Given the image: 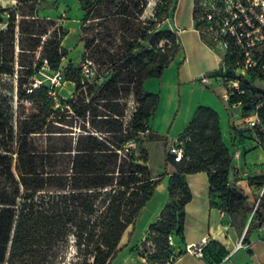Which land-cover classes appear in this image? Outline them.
Wrapping results in <instances>:
<instances>
[{"label":"trees","instance_id":"1","mask_svg":"<svg viewBox=\"0 0 264 264\" xmlns=\"http://www.w3.org/2000/svg\"><path fill=\"white\" fill-rule=\"evenodd\" d=\"M29 1L19 0L21 4ZM78 1L85 13V22L137 19L144 15L147 4L146 0ZM195 1L196 28L202 40L214 50L207 36L217 41L216 28L205 18L207 7L203 1ZM174 3L175 0L167 1L166 12ZM218 6L225 9L222 3ZM7 13L0 11V79L12 77L16 72L21 88L33 78L42 81V85L29 89L25 95L33 111L21 117L16 125L12 123L9 102L5 108L0 107V264H37L44 257L45 248L57 245L61 248L69 236L75 238L80 253L85 251L91 257V264H111L123 249L120 245L128 228H135L141 211L165 178L152 179L148 167L136 163L128 145L131 141L139 142V135L149 132L148 123L158 109L160 96L148 92L145 84L149 79L162 78L178 57L181 52L178 36L168 29L160 31L161 23L152 24L142 28L137 44L127 36L130 30L123 31L120 40L124 52L120 56L100 52L103 55L100 64L108 68L110 79L95 87L93 101L77 115L86 120L91 110L90 125L106 135L100 137L88 131L77 139L61 135L60 140L50 138L52 141L46 148L40 143L46 133H69L55 125L49 132L44 131L46 120L57 118V97L43 83L61 73L63 60L68 55L62 46L67 33L55 21L39 18L37 12L29 15L11 12L5 18ZM121 30L117 29L115 36ZM163 41L164 47L158 48ZM233 50L231 46L221 68L209 75L221 77L225 86L239 82L244 94L236 93L230 104L242 103L239 119L242 124L255 112L264 123V104L257 108L264 103V89L255 82L264 80V76L252 71L239 75L241 60ZM122 94H132L138 104L129 132L124 127L125 110L114 108ZM94 102L103 104L97 105L105 110L102 119L96 113ZM61 104L76 110L73 101H61ZM56 123L67 125V121ZM230 133L236 150L239 149L236 143L251 141L250 130L237 123L231 126ZM178 140L185 156L179 163L173 155L166 157V166L174 170L168 183L169 200L159 219L149 227L148 239L155 247L150 257L152 264H167L183 253L184 248L177 252L175 245H169V237L184 240L185 208L192 201L188 175L207 174L210 206L228 216L237 231L244 234L251 220L243 242H248L255 230L264 231V208L262 205L256 208L238 186L239 174L233 153L224 142L219 114L199 106ZM11 141L16 144L14 153L10 149ZM149 141L165 142L166 137L153 133ZM257 183L263 187L264 177ZM228 255L223 245L210 241L204 248L203 259L208 264H222Z\"/></svg>","mask_w":264,"mask_h":264},{"label":"rangeland","instance_id":"2","mask_svg":"<svg viewBox=\"0 0 264 264\" xmlns=\"http://www.w3.org/2000/svg\"><path fill=\"white\" fill-rule=\"evenodd\" d=\"M168 0H146L147 4L145 7L144 15L137 19H128L119 18L111 21H100V20H91L88 22L84 21L85 13L83 12L82 6L78 0H31L28 4H21L19 0H0V11L5 10L8 13L14 12L16 15H21L22 13L31 14L37 12V15L41 19H47L55 21L57 26L62 25L64 30L67 33V36L63 40V48L68 51V55L64 58L61 73L63 76L62 84L57 88V99L55 100L56 105L55 109L57 110V118L52 121V118L46 120V125L44 126V131L49 132L52 125H55L57 128H61L60 131H68L69 133H46L40 143L44 147L48 148L52 139L60 140L58 136L69 135L73 139H77L79 135L86 134L88 132H94L97 136L104 137L106 134L96 132L91 125L92 114L91 110L89 111V116L84 120L83 118L78 117L77 115L80 112H83L88 108L89 103L93 101L94 98V89L95 87L107 82L110 77V71L104 65H101L103 55L100 54L102 51L110 53L113 56H120L124 52L123 43L120 40V36L124 33L123 31L130 30L131 33L127 36L131 41L139 44L138 35L142 31V28H148L152 24L158 25L160 31H165L167 29V20L172 14V7L166 12ZM200 1V0H199ZM203 5L207 4L208 1L202 0ZM233 0H214V4L218 5L222 3L224 7L231 6ZM206 8V7H205ZM207 9V8H206ZM8 13L4 15L5 18L8 17ZM165 17L167 19H160ZM122 29V32H119L115 36L116 30ZM210 39L211 45L219 56H223V50L219 46V43L214 39L207 36ZM166 42H161L158 45V48L164 47ZM89 45V48L87 47ZM150 48V46H148ZM138 53V52H137ZM37 59L40 58L39 53L36 56ZM91 63L92 72L87 74L85 73L82 65L83 63ZM18 76L15 74L12 77H5L0 79V107L7 105V101L11 105L12 110V123H15L23 116L28 115L33 111V107L30 103L27 102L26 96L31 90L35 88V85L32 83L31 79L27 81L25 85L20 87L17 83ZM172 73L168 72V78L166 80V87L170 90L172 88ZM200 82V81H199ZM256 85L264 89V80H255ZM43 83L50 87V81L46 80ZM201 85V84H199ZM10 89V90H9ZM202 94L210 93L206 88L201 86ZM26 90V91H25ZM174 90V89H173ZM25 91V94H22ZM184 97L187 99V92ZM121 99L118 101L119 104H116L114 108L124 109L125 116L123 117L125 130L130 131L131 121L133 115L135 114L138 104L136 103L134 96L122 94ZM61 101L69 102L73 101L76 106V110L70 109L68 106L61 104ZM102 102H94V105H103ZM163 113L162 111L156 112L152 119L148 123L149 132L139 135V142L131 141L130 143H135V147L132 148V153L135 156L136 163L139 165L147 166L149 169V175L152 179L165 177L167 174V169H164V162L168 156V148L171 145H175L179 140L171 141L167 143L166 141L162 142H150V134L156 133L152 130V121L156 120V126H158L159 132L163 130H169L170 123L174 118V112L178 109L180 104V95L178 89L175 87L174 97L168 99L164 98L163 102ZM174 108V112L172 110ZM230 111V110H229ZM229 111L227 114L229 116ZM97 114L101 115L99 119H102L105 115V110L102 106H97ZM63 119V120H57ZM237 125H240L241 128H246V125H243L239 118H236ZM55 121V122H54ZM56 121H67V125L56 123ZM100 121V120H99ZM64 123V122H63ZM66 123V122H65ZM158 123H161L158 125ZM243 125V126H242ZM54 131H59L54 129ZM17 132L15 128L14 133ZM166 137V136H164ZM16 135H14V139ZM231 150L236 151L233 147V139L230 136ZM237 150H240L242 153V158L245 154V151L249 152L246 154L252 153L253 156L250 159H253L255 163L263 162L264 154L261 149H254L252 143L248 140L244 144L236 143ZM10 149L12 153L16 151L15 141H11ZM144 161H147L144 162ZM242 163L241 160L234 159V166L238 167ZM243 164V163H242ZM168 167V166H166ZM171 169H173L171 167ZM241 171L247 172L248 174L244 175L245 179L248 180L250 186H255V192L252 190L249 193L253 195V203H258L260 193L262 191V185L256 183L259 179L264 177V168L263 163L247 165L243 164ZM202 183L204 186L209 184V180L204 176L202 178ZM247 188V186H246ZM259 205L264 207V196L260 199ZM137 224V221H136ZM136 224H135V233H136ZM142 226V223L140 224ZM133 231V227H129L126 234H129ZM149 228L141 227L137 235L131 240L129 244L126 245L128 238H124L120 247H123L121 252L117 257L112 261L111 264H152L150 262V257L155 252V247L151 244L149 237ZM240 238L243 239V234L238 231ZM256 243V255L254 261L256 264H264V231L255 230L250 234L249 241L243 242L244 244L250 246L252 243ZM81 250H84V246L81 247ZM46 252L43 256L37 260V264H91L92 259L90 256L85 255V251L80 253V248L77 246V242L73 236H69L64 245L59 248V245L55 247H47L44 249ZM248 254L247 250H241L237 254L231 255V261L227 264H239L242 262V256ZM183 264H208L207 261L203 258H198L190 255H183Z\"/></svg>","mask_w":264,"mask_h":264},{"label":"crops","instance_id":"3","mask_svg":"<svg viewBox=\"0 0 264 264\" xmlns=\"http://www.w3.org/2000/svg\"><path fill=\"white\" fill-rule=\"evenodd\" d=\"M195 0H175L174 8L170 18L167 20V29L176 33L181 46V52L178 57L173 60L164 75L160 79H149L145 88L148 92L159 94L160 103L157 109V113L162 111L164 98L174 97L175 87L179 91L180 104L178 109L174 112V118L170 123L169 130L159 132L158 126H156V120L152 122V130L159 135L166 136V142L176 141L184 130L188 127L189 123L193 119V116L199 106H205L216 111L220 116L221 131L226 146L231 150L230 142V130L233 124H236L235 118L229 111L228 106L219 99L218 95L224 93V86L220 83H215L211 88L205 87L210 93L202 94L200 79L204 75H208L218 71L223 62V56H219L216 51L210 48L201 38L200 32L196 28V22L194 20ZM168 72L172 73V88L169 90L166 87V80L168 78ZM174 89V90H173ZM187 92V99L184 97ZM229 111V116L226 111ZM161 123H158L160 125ZM249 151L246 150L242 158V163L245 165H254L264 163H255L253 159H250L252 153L246 154ZM236 167L239 174L238 183L239 188L245 191L250 197L253 203V195L251 196L247 192L255 191V186L246 185L248 180H244L246 171H241L242 164ZM164 169L168 170V176H165L163 180L158 184L155 189L154 196L146 204L141 211L133 231L124 238H128L126 245L129 244L133 238L140 231L141 227L149 228L158 219L168 203V183L171 173L174 172L170 166L166 167L164 162ZM208 176L206 173H199L187 176V182L192 192V201L186 206V219L184 225V240L180 241L179 238H173L174 245L177 252L181 251L185 246L192 244H199L203 239H207L208 242L216 241L223 245L228 253L237 254L235 252L236 245L241 240L238 231L232 227L230 219L224 213L216 208L210 206L209 193L210 186H206L202 183V178ZM160 178H157L159 180ZM257 183V181H256ZM247 186V188H246ZM264 208V207H263ZM142 223V226L140 224ZM126 234V233H125ZM131 235V238L129 236ZM256 243L250 244L248 254L242 256V262L239 264H256L254 261L256 251ZM241 251V250H240ZM183 258L181 257L177 264H183ZM228 263V262H227ZM225 263V264H227ZM187 264V263H186Z\"/></svg>","mask_w":264,"mask_h":264},{"label":"built area","instance_id":"4","mask_svg":"<svg viewBox=\"0 0 264 264\" xmlns=\"http://www.w3.org/2000/svg\"><path fill=\"white\" fill-rule=\"evenodd\" d=\"M208 1L205 6V18L208 22L212 23L216 28L214 31L215 39L218 41L219 46L223 50L224 56L229 53L231 46L234 47L232 53H237L241 63L237 69L239 75H245L248 71H252L256 74H262L264 76V0H233L231 6L225 7V9L219 8L218 5L214 4V0ZM223 56V57H224ZM44 66L47 67L46 61ZM91 63H83L82 67L85 73L91 72ZM50 81V91L52 96L57 97V88L62 84L63 76L62 73H57L53 77H48ZM35 88L42 85V81L36 78L31 79ZM215 83H220L224 86V93L219 94L218 97L227 106L232 116L241 119L242 114L240 108L241 102L230 104L233 96L238 94H244V91L240 89L238 81L231 82L228 86H225L221 77H211L209 74L204 75L200 79L202 86L211 88ZM34 88V89H35ZM264 103H260L257 108H260ZM243 125L248 128L251 132V143L254 149H261L264 154V123L260 119L257 112H255L250 118H247ZM243 123V122H242ZM129 148H134L135 143H129ZM129 152L128 149L125 151ZM168 154L175 157L176 162H181L184 158V149L179 144L171 145L168 148ZM233 157L236 160L242 159V153L240 150L233 152ZM264 165V163H263ZM264 196V186L260 193L258 203ZM207 239H203L199 244L187 245L183 249V253L178 257L171 259L167 264H177L178 260L183 255H190L198 258L204 257V248L208 244ZM169 245L174 247L173 237H169ZM248 245L243 243V239L236 245L235 252L240 250H249ZM231 255L223 260L222 264L231 261Z\"/></svg>","mask_w":264,"mask_h":264},{"label":"water","instance_id":"5","mask_svg":"<svg viewBox=\"0 0 264 264\" xmlns=\"http://www.w3.org/2000/svg\"><path fill=\"white\" fill-rule=\"evenodd\" d=\"M250 222H251V220L249 221V223H248V225H247V227H246V229H245V231H244L243 237L245 236V234H246V232H247V230H248V228H249Z\"/></svg>","mask_w":264,"mask_h":264}]
</instances>
